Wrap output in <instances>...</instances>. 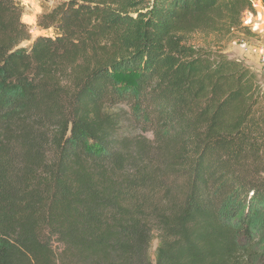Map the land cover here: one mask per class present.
Returning <instances> with one entry per match:
<instances>
[{"label": "trees", "instance_id": "16d2710c", "mask_svg": "<svg viewBox=\"0 0 264 264\" xmlns=\"http://www.w3.org/2000/svg\"><path fill=\"white\" fill-rule=\"evenodd\" d=\"M246 11L59 0L23 47L0 0V264H264V77L225 45Z\"/></svg>", "mask_w": 264, "mask_h": 264}, {"label": "rangeland", "instance_id": "374dc122", "mask_svg": "<svg viewBox=\"0 0 264 264\" xmlns=\"http://www.w3.org/2000/svg\"><path fill=\"white\" fill-rule=\"evenodd\" d=\"M21 1L24 6V14H23L22 19L25 23L29 25L31 29V40L24 42L22 46L29 47L30 44L40 35L52 36V37L55 36V33H56L55 29L53 28L41 29L38 26V17L44 12V10H48L49 8L55 6L59 2V0H21ZM243 22L246 23L247 20L244 18ZM248 23L254 24L255 22L253 21V22H248ZM255 33H256V36H252V37H248V36L240 35V34H237L236 36L232 37L225 44L227 52L232 56H239V57H243L245 52L254 54L250 50V47H259L262 45V39L260 38L257 32ZM191 39L195 43H206L214 39V36L212 35L204 36L202 34H195L191 36ZM238 53H240V55ZM157 246H158V239L154 238L152 242V248L150 251L151 256L153 258H155V252H156Z\"/></svg>", "mask_w": 264, "mask_h": 264}, {"label": "crops", "instance_id": "0c3cea01", "mask_svg": "<svg viewBox=\"0 0 264 264\" xmlns=\"http://www.w3.org/2000/svg\"><path fill=\"white\" fill-rule=\"evenodd\" d=\"M262 16V11L258 9L255 14L251 13L247 16V24L248 22H255L249 25V28L252 31H255L258 33L260 38L262 39V45H264V30H262V24L260 22V18ZM253 20V21H252ZM240 55V53H238ZM236 59L243 60L246 62L247 65H249L253 70L257 71L260 67V61L258 56L251 54L249 52H245L243 57L234 56Z\"/></svg>", "mask_w": 264, "mask_h": 264}, {"label": "built area", "instance_id": "2783aa9c", "mask_svg": "<svg viewBox=\"0 0 264 264\" xmlns=\"http://www.w3.org/2000/svg\"><path fill=\"white\" fill-rule=\"evenodd\" d=\"M253 7L256 9V11L258 9H260L262 11V16L260 18V22L262 24V30H264V4L262 2V0H251ZM252 12L246 11L244 13V18L247 20V16L250 15ZM254 14V13H253ZM243 18V21H244ZM245 24V22H244ZM251 23H247L246 26H249ZM250 50L256 54L259 58L260 61V67L258 68V70L256 71L260 76L264 77V45H261L259 47H250Z\"/></svg>", "mask_w": 264, "mask_h": 264}]
</instances>
